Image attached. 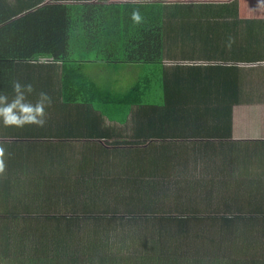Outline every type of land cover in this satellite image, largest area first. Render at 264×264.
<instances>
[{
    "label": "crops",
    "instance_id": "0c3cea01",
    "mask_svg": "<svg viewBox=\"0 0 264 264\" xmlns=\"http://www.w3.org/2000/svg\"><path fill=\"white\" fill-rule=\"evenodd\" d=\"M5 2L13 17L25 14L31 5L103 4L111 10L108 17L116 19L112 28L118 31L113 32L115 35L126 26L129 30L133 25L137 27L134 13L141 20L154 19L161 11L163 51L159 63L104 61L98 52L82 55L87 59L83 63L85 74L97 85V104L104 105L106 114L84 105L63 103L61 64L48 58L16 63L15 81L33 88L26 102L36 104L40 94L46 93L51 103L45 109L43 126H4L0 122V264H101L96 260L95 245L91 251L82 248L92 240H104V236L111 241L115 235H84L79 225L93 220L99 226H108V222L116 221L115 209L126 203L143 209L138 205L151 200L135 201L133 196L148 193L155 183L165 187L185 166L169 171L164 163L191 152L197 154H192L189 161L210 165L201 166L203 175L187 187L197 183L201 189L196 193L209 192L214 200L195 199L190 202L193 209L208 213L228 208L240 213L241 220L246 211L264 216V175L243 180V176L238 179L234 169L241 161L239 172L250 166L264 171V18L257 17L256 11L247 4L243 8L241 0ZM114 48L120 53L119 45ZM256 80L258 88L251 84ZM0 93L9 101L15 97L13 90L3 89ZM52 118L58 127L51 123ZM77 145L83 147L82 152L70 150L71 157L82 174L77 171L69 176V147ZM109 146L119 149L117 156L109 158L101 153ZM163 146L166 149L161 150ZM177 146L183 147L184 154L173 149ZM61 162L65 165L58 164ZM123 162L135 163L131 172ZM186 188L181 197L188 193ZM80 192L99 194L103 201H86L90 205L70 220L69 207L73 206L61 194ZM220 195L232 196L231 205L221 207L226 199L223 201ZM167 197L160 196L157 202ZM192 205H180L179 210L193 213ZM165 215L158 218L162 227L168 225L163 221H176L180 231L188 228L189 221L182 217ZM195 218H200L195 221L202 223L201 227H211L201 228L200 232L218 238L211 241L208 256H199L216 264H246L249 251L243 254L245 251L240 249L235 259L229 247L223 251L214 248L225 243L222 238L228 235L225 228H212L211 224L218 223L215 217ZM244 236L242 241H247ZM134 251L123 252L120 257L138 264ZM168 253L169 259L163 254V264H183L175 246Z\"/></svg>",
    "mask_w": 264,
    "mask_h": 264
},
{
    "label": "trees",
    "instance_id": "16d2710c",
    "mask_svg": "<svg viewBox=\"0 0 264 264\" xmlns=\"http://www.w3.org/2000/svg\"><path fill=\"white\" fill-rule=\"evenodd\" d=\"M246 4L250 10L257 12V17L264 18V0H241L243 8ZM108 13L111 14L110 8L103 4L52 3L40 7L33 5L25 14L13 17L5 0H0V90H13L17 62L29 64L48 58L61 64L60 90L65 105H84L106 114L104 105L97 104L96 83L85 74L83 63L87 59L83 56L98 52L104 61L120 59L126 64L143 61L159 63L162 61L163 51L161 11L154 19L143 18L138 21L137 27L133 25L129 30L126 26V30L122 29L117 35L113 32L118 31L112 29L116 19L108 17ZM117 45L120 46V53L113 50ZM51 120L53 125L59 126L56 119ZM118 150L109 146L102 149L101 153L105 152L110 158L117 156ZM192 154L197 153L191 152L187 157L181 156L177 161L164 163L169 171L178 165L185 166V170L171 179L173 181H168V186L164 184L166 189L171 188L172 184L176 186L178 194H183L192 180L203 175L201 166L208 162L189 161ZM158 186L160 188L162 184ZM210 200L214 202L212 197ZM191 201L194 202L195 199ZM193 208L194 206L191 207L193 211H200ZM174 219L176 218L172 220Z\"/></svg>",
    "mask_w": 264,
    "mask_h": 264
},
{
    "label": "rangeland",
    "instance_id": "374dc122",
    "mask_svg": "<svg viewBox=\"0 0 264 264\" xmlns=\"http://www.w3.org/2000/svg\"><path fill=\"white\" fill-rule=\"evenodd\" d=\"M32 6L33 5H31L30 7ZM258 83L259 82H257L256 80L255 83L251 84L256 85V88H258ZM82 148L83 147L80 145L69 147V176L77 171H79L80 175L82 174L78 163L72 160L73 158L71 157L70 151L73 150L74 153H78L81 152ZM163 149H166V146H163L161 148V150ZM173 149L177 150V153L180 154L182 153L183 147L177 146ZM63 163L65 165V162H61L58 164L62 165ZM123 163L127 165L128 172H131V167L135 165V163ZM207 165H210V163H207ZM241 167V161H238L236 166L234 167V169H236V174H238V179H241L242 176L243 180L253 179L254 177L258 179L259 177H262L264 175V171H258L254 166H250L246 170H241L239 172ZM133 175H136V173H133ZM73 177H69V180ZM194 181L195 180H192V183H194ZM38 183L40 184V181ZM165 185L168 186L167 184ZM170 185L171 188H168L167 191H164L166 187H163L162 190L159 188L158 184H153L152 187H149L148 193L142 195H134L133 197L135 198V201L151 200V202L146 203V205H138V207H143V209H134L130 205H128V203H126L125 207L123 205L122 208L118 210L115 209L114 213L117 214V217H115L116 221L108 222L110 223L108 226H99L97 225L98 223L95 224L93 220H86L84 222V225H79V227L82 226L81 229L83 230L84 235L87 234L91 236V233H97L98 235H100V233L104 235H115L113 236L114 239L112 238L111 241H107L109 240L108 236H104V240H92L90 243H87L88 247H83L82 250L91 251L93 250L91 249V247L95 245V251L97 254L96 260L101 264H132L131 260L120 257V255L123 252L131 251V249L135 248L137 251H134L133 253L138 256L136 263L163 264V254H165L164 259H169L170 255L168 252L171 250V246L173 245L177 248L179 252L178 254L183 264H208L206 262L212 261L203 259L199 255L201 254L204 256H208V254L210 253L208 251V247L211 244V241H218V238H212V235L205 236L204 232H200L201 228L204 229L207 226V229H210L211 227L208 225H204L203 227H201L202 223L195 221V219L200 218L195 217H202L201 219L207 217H215L218 223H216V225L211 224L212 228H216L217 230H219L220 227L225 228L228 234L226 235L227 238H222V242L226 241L225 243H223L222 245H215L214 248L216 250L220 249L223 251L224 248L229 247L230 249H232V256H235V259L236 252H238L240 249L244 251L246 250L249 251L248 253L250 256L246 259V264H250L252 261H254V264H264V216L258 215L256 211L254 212L255 215L252 216L248 211H246L244 214V218L241 220V217H239L241 216L240 213L228 208H221L217 211L208 213H204L206 211L202 210L198 212L193 211V213H191L192 211L187 212L179 210L180 205H192L190 203L191 199L208 200L210 199L212 194H210L209 192L196 193L201 189V187H198V184L196 183L193 186L187 187L186 191L188 193L184 194L181 197L175 189L176 186H173L172 184ZM73 195L61 194V196L64 197L63 200L69 199V205L73 207H79V209L69 207L70 220L80 215L84 206L90 205L88 203H85L86 201H92V203H102L103 201V198L99 194L85 195L83 192H80L77 195ZM163 195L168 196L167 199L157 202V199ZM124 196L127 197L126 195ZM176 197L180 198L181 201H179ZM220 197L223 199V201L226 199L221 207H227L231 205L233 201L232 196H230L229 198L226 195H220ZM148 206H151L152 208H147ZM170 213H173L176 218H178V216L182 217L181 220L183 221H189L188 229L185 232H182L178 229L176 221L170 224L168 221H163L168 223L166 227H162L158 224V222H160L158 218H164L166 216L165 214ZM153 214H155V216L158 218H155ZM237 219L240 221H238ZM107 220L108 219H105L104 221ZM244 234L248 236H244V239H247V241H242L243 237H241V235ZM150 235L152 236L149 237ZM102 236L103 235H101V239ZM223 239L225 240L223 241ZM230 243L231 245L233 243L236 246L232 248L230 247ZM246 251L243 254H245ZM113 254L118 257H113ZM106 255H109V257H107ZM86 256H88V254H86ZM149 256L152 258H149ZM219 256L220 255H218V257ZM96 260L93 259V261ZM212 264L215 263L212 262Z\"/></svg>",
    "mask_w": 264,
    "mask_h": 264
},
{
    "label": "clouds",
    "instance_id": "9594fccd",
    "mask_svg": "<svg viewBox=\"0 0 264 264\" xmlns=\"http://www.w3.org/2000/svg\"><path fill=\"white\" fill-rule=\"evenodd\" d=\"M133 18L139 21L138 13L133 14ZM15 93L14 99L0 93V122L4 126L23 127L29 124L43 126L45 123V109L51 103V98L46 93L40 94V99L36 104L26 102L27 95L33 92L32 85H22L16 81L12 85Z\"/></svg>",
    "mask_w": 264,
    "mask_h": 264
}]
</instances>
